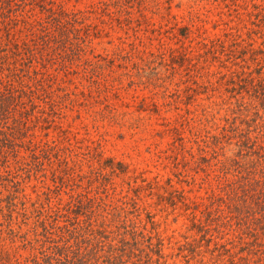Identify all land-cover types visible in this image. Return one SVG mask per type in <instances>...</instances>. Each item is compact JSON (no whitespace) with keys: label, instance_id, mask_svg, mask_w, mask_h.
I'll list each match as a JSON object with an SVG mask.
<instances>
[{"label":"rangeland","instance_id":"rangeland-1","mask_svg":"<svg viewBox=\"0 0 264 264\" xmlns=\"http://www.w3.org/2000/svg\"><path fill=\"white\" fill-rule=\"evenodd\" d=\"M32 1H25L22 21L42 17L40 7L34 4L48 1L68 19L76 14L80 21L67 25L66 37L52 44L56 50L42 54L36 48L33 65L26 67L28 71H17L18 77H14L27 83L29 78L21 77L28 73L40 82H30L33 96H24V105L18 106L9 124L2 125L9 135L0 142L2 197L9 195L6 187L13 186L6 180L8 172L11 180L22 182L21 195L34 199L44 200L48 193L53 204H64L72 195L82 194L83 201L92 200L97 214L95 228L102 226L114 234L102 240L117 245L121 235L127 233L131 240L133 232L144 234L138 236L143 261L147 255L156 261L161 250L166 256L164 264H264L260 262L264 249L253 246L254 237L239 239L241 231L237 232L236 226L234 230L219 227L220 232L211 227L210 247L201 241L198 255L189 263L185 256L191 253H181L178 248L203 239L193 224V213L201 210V204L189 207L177 194H170L184 190L196 200L211 188L210 170H202L191 154H198V133H218L223 119L233 115L230 102L235 99H230L228 75L245 65L238 57L247 59L254 68L251 54L242 52L250 41L239 20L248 18L243 0ZM234 3H239L240 14L233 10ZM22 21L11 31L19 43L29 35L28 25ZM228 24L238 25L246 41L232 46L224 37ZM1 33L5 35V31ZM253 36L256 42L250 49L264 50L260 35ZM218 38L226 41L224 47L217 43L216 51L210 53L212 41ZM3 49L7 51L0 55L12 56V47L5 46V41ZM35 70L39 74L32 77ZM244 97L250 101L245 92ZM260 114L264 117V109ZM30 142L57 145L61 157H67L73 171L64 184L54 176L58 173L54 170L59 169L55 156L51 157L52 165L45 158L43 167L32 163ZM223 146L226 158H237L240 148L236 140ZM252 159L249 155L240 160L248 163ZM20 160L23 165L17 167ZM137 188L139 196L133 190ZM4 206L0 203V208ZM0 221V260L13 264L32 255L33 250L24 247V242L32 237L28 233L34 220L22 224L15 213L0 217ZM8 225L27 234L26 238L19 235L13 239ZM258 234L263 242L264 230ZM217 243L227 244L230 252L215 249Z\"/></svg>","mask_w":264,"mask_h":264},{"label":"trees","instance_id":"trees-1","mask_svg":"<svg viewBox=\"0 0 264 264\" xmlns=\"http://www.w3.org/2000/svg\"><path fill=\"white\" fill-rule=\"evenodd\" d=\"M25 1L0 0V52L7 51L3 49L4 41L5 46L12 47L11 52H13L12 56L0 55V142L2 138L9 137L3 129V123L9 124L10 119L18 112V106L24 105V96L28 98L33 96V84L31 85L30 82H40L37 78H31L28 73L21 79L29 78V82L15 81L18 77L17 71H28L26 67L33 65L36 48L42 54L43 51L49 53L51 50H56L57 47H53L52 44H56L60 37L63 39L66 37L67 25L72 21H80L76 14H73L72 20L68 19L70 17L63 11L58 12L51 1L34 4L40 7L44 14L42 17L36 18L33 22H28L26 18L22 21L20 12H23L27 6ZM233 1L237 2V0ZM32 2L34 3V0ZM243 3L245 4L243 7L247 9L248 18L247 20L238 18L240 22L242 21L250 41L244 39L238 25L228 24L224 37L231 41L232 46H238L246 41L247 45L242 52L245 55L251 54L254 68L243 57H238V59H241L245 65H239L235 61L242 70H232L228 75L232 84L230 92L233 94L230 99H235V102H230L234 105L233 115L223 119L224 124L218 127V133L213 135L210 132L198 133L195 139L198 154H191L193 159L200 162L199 167L202 170H210L207 176L211 180V188L198 198L201 202L187 196L184 190H174L170 193L177 194L180 201L189 207L201 204V210L193 213V224L203 239H193L178 248L181 253H191V256H185L189 263L198 255L196 250L201 248L198 246L201 241H207V246L210 247L209 243L213 241L212 237H208L212 234L211 227L214 228V232H220L219 227L228 226L234 230L236 226L237 232L241 231L239 239L243 241V236L249 235L254 237L253 246H260L264 249V240L262 242L258 234L260 230H264V117L260 114V110L264 109V50L263 48L250 49L256 42L253 35H260L264 45V0L262 3L243 0ZM102 4H107V2L102 1ZM234 7L236 14H240L239 3H234ZM231 17L234 15L231 14ZM21 21L28 25L26 29L29 35L28 40L19 43L12 38L11 31L14 25H19ZM2 30L5 31V35L1 33ZM225 42L222 38L213 40L209 52L216 51L217 43L224 47ZM18 65L24 69H18ZM38 74L39 72L35 70L32 77H37ZM244 92L248 94L249 102H246ZM238 95L241 98H238ZM252 111H254L253 117H250L249 113ZM180 138L183 140L182 137ZM231 140H236V145L240 148L237 158H226L223 154V145ZM28 146L32 163L38 167H43L46 163L42 158L48 159L51 165L53 164L51 157L57 158L59 169L54 170L58 171L54 176L64 184L73 169L67 157H61L58 146L49 143L39 146L34 142H30ZM37 151H41L40 154ZM249 155L255 159L248 163L240 160L243 156ZM16 164L20 167L23 162L20 160ZM204 164L206 168L203 167ZM119 165L123 167L121 163ZM99 171L102 174L101 170ZM11 175L12 173L8 172L6 176V180L13 185L12 190L9 186L5 189L9 195L3 198V191H0V203H5V206L0 208V217H13L16 213L18 217H21L22 224L34 220L28 233L32 234V237L25 239L24 242V247L29 246L34 253L23 260H16L13 264H164L162 260L166 256L161 250L158 253L159 259L156 261H152L148 255L147 260L143 261L144 251L139 246L138 237H145L143 233L133 232L131 240L126 237L127 233L121 235L122 238L117 241V245L102 240H108L111 237L110 234H114L112 232L108 234L107 229L102 226L101 229L95 228L94 218L97 214L92 209L90 198L86 202L83 201L84 195L77 194L72 195L70 200L64 204H53L50 195L45 193L44 200L34 199L29 194L21 195L22 182L17 178L11 180ZM167 181L171 183L172 179L169 178ZM192 182L196 183L197 179H193ZM148 185L153 184L150 182ZM150 188L153 189V187ZM133 190L138 196L140 195L138 188ZM133 203L136 206L135 200ZM82 217L84 219H81ZM8 229L13 239L19 235L20 238L27 236V234L24 236L20 231H16L11 225H8ZM230 243H234V240ZM219 248L230 252L227 244L217 243L215 249ZM208 250L210 253L215 252L212 249ZM212 256L215 258L214 254ZM261 257L260 262H264V251ZM198 262L206 264L202 261ZM0 264L7 263L0 260Z\"/></svg>","mask_w":264,"mask_h":264}]
</instances>
